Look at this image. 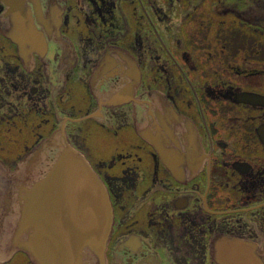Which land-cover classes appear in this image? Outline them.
I'll list each match as a JSON object with an SVG mask.
<instances>
[{
    "label": "flooded vegetation",
    "instance_id": "obj_1",
    "mask_svg": "<svg viewBox=\"0 0 264 264\" xmlns=\"http://www.w3.org/2000/svg\"><path fill=\"white\" fill-rule=\"evenodd\" d=\"M57 133L108 192L107 264H264V0H0V160Z\"/></svg>",
    "mask_w": 264,
    "mask_h": 264
},
{
    "label": "water",
    "instance_id": "obj_2",
    "mask_svg": "<svg viewBox=\"0 0 264 264\" xmlns=\"http://www.w3.org/2000/svg\"><path fill=\"white\" fill-rule=\"evenodd\" d=\"M168 125L149 137L171 166L179 161L169 152L178 147ZM112 223L102 180L63 135L44 139L13 168L0 160V259L21 251L32 264H107Z\"/></svg>",
    "mask_w": 264,
    "mask_h": 264
}]
</instances>
